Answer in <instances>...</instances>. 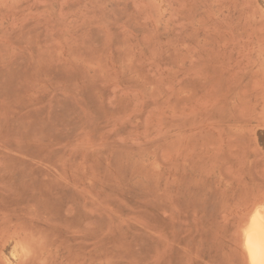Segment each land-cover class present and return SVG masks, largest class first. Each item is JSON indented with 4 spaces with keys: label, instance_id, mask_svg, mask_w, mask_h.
<instances>
[{
    "label": "rangeland",
    "instance_id": "1",
    "mask_svg": "<svg viewBox=\"0 0 264 264\" xmlns=\"http://www.w3.org/2000/svg\"><path fill=\"white\" fill-rule=\"evenodd\" d=\"M264 209V0H0V264H248Z\"/></svg>",
    "mask_w": 264,
    "mask_h": 264
},
{
    "label": "bare ground",
    "instance_id": "2",
    "mask_svg": "<svg viewBox=\"0 0 264 264\" xmlns=\"http://www.w3.org/2000/svg\"><path fill=\"white\" fill-rule=\"evenodd\" d=\"M248 264H264V209L254 211L243 232Z\"/></svg>",
    "mask_w": 264,
    "mask_h": 264
}]
</instances>
